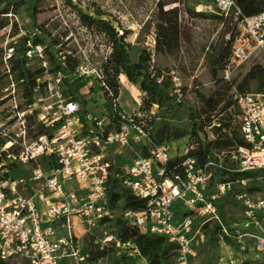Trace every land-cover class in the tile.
I'll return each mask as SVG.
<instances>
[{
  "label": "built area",
  "instance_id": "1",
  "mask_svg": "<svg viewBox=\"0 0 264 264\" xmlns=\"http://www.w3.org/2000/svg\"><path fill=\"white\" fill-rule=\"evenodd\" d=\"M212 1L215 12L234 24L230 51L220 69L221 79L231 81L245 63L264 50V11L246 16L235 0ZM46 48L41 42H27V66L36 61L44 71L31 97L25 96V108L17 97L15 82L13 89L0 97L3 262L21 258L28 264H83L89 244L99 243L95 228L116 212L109 209L111 182L116 180L119 189L143 202L140 209L122 208L125 222L175 245L174 264H199L195 263L197 248L206 238L207 225H219V237L224 243L229 241V251L237 240L244 253H254L248 258L264 264V89L237 91L219 117L197 135L191 133L184 143V138H178L157 144L153 127L140 110L133 114L120 110V97L107 86L103 71L84 61L76 64L73 72L55 70ZM2 54L11 74L15 46L6 47ZM55 58L63 62L66 56ZM71 73L94 77L109 102V117H93L83 108L70 90ZM171 81V92L181 101V78L172 75ZM9 97L10 105L5 101ZM220 135L231 138L229 158L235 159L236 168L224 161V152H216L214 144ZM199 147L208 153L204 164L196 154H190ZM234 171L242 173L235 181L216 179L211 185L215 172L217 177ZM246 172L251 175H244ZM233 193L246 207L241 227L227 224L218 205L219 199ZM77 229L84 230L89 241L86 246ZM113 237H106L99 248L109 247ZM123 244H133L143 257L132 241ZM220 264H236V260L222 258Z\"/></svg>",
  "mask_w": 264,
  "mask_h": 264
},
{
  "label": "rangeland",
  "instance_id": "2",
  "mask_svg": "<svg viewBox=\"0 0 264 264\" xmlns=\"http://www.w3.org/2000/svg\"><path fill=\"white\" fill-rule=\"evenodd\" d=\"M73 2L93 15L97 10L102 11L104 13L102 17L110 20L120 33L122 30L127 31V40L132 45L129 52L133 61L138 60L143 51H147L152 56L151 64L157 72L170 79L172 75L181 78L183 83L181 101L173 96L170 101L148 108L145 104L146 94L141 90L140 84L130 82L124 73L118 77L121 95L119 104L122 111L133 114L140 110L152 125L154 133L163 127H169L172 133L170 139L184 138L182 140L184 143L191 134L190 114L202 107L198 92L206 96L221 93L224 98L217 111L203 116V119L206 116L210 119L205 122V127L214 117H219V112L226 102L233 101L238 91L237 85L249 70L257 64L264 66V50H262L245 63L231 81H221L220 69L224 60L219 61V53L225 48L226 54L229 53L228 41L234 24L230 19L217 18L220 16L215 12L212 0H73ZM161 3L165 4V10L178 9L182 35L179 47L171 53L156 48V27ZM35 6V0H26V4L17 13L0 15V20L7 18L9 21V24L0 30V97L7 95L13 89L12 84L15 82L17 97L22 108H25L27 103L25 85L18 80L16 73L10 74L5 68L2 53L6 47L21 45L25 37H28L32 43L40 37L44 47L49 48V50L46 48L48 55L52 52L62 60L64 56L70 55L77 64L83 61L89 62L103 73V67L111 55L112 48L105 34L83 24L78 12L67 0H41L37 10ZM28 67L32 70L39 68L36 61ZM214 70H216L215 76ZM68 80L79 90L81 100L86 101L85 109L90 115L102 119L109 117L111 112L109 102L94 77L80 78L75 73H71ZM228 82L233 84L229 86ZM257 87V82L252 81L250 91H256ZM5 101L10 105V97ZM176 134L182 136L177 138ZM231 151L232 147L229 145L216 147L217 153H225L224 161L236 168L235 159L229 158ZM136 152L140 153L141 149H137ZM128 153L131 156L135 155L134 151ZM238 177L239 175L234 171L230 174L219 173L216 179L235 181ZM239 188L240 186L237 185V189ZM237 193L240 195L242 191L238 190ZM218 205L227 224L241 227L246 210L243 199L233 193L219 199ZM113 215L112 220L101 223L95 228L94 233L99 243L89 244L87 249L89 256L83 264H144L145 259L134 251V245H124L116 231L114 220L119 218L125 221L122 217V208L116 209ZM77 231L80 242L86 246L89 241L83 236L84 230L77 229ZM108 236H114L113 240L109 247L101 250L99 247ZM209 237L207 233L204 242L198 246L195 263L220 264L222 258L225 261L234 258L236 264H256L248 258L254 253L251 250L248 252L249 255L244 253L241 249L242 243L237 240L232 245V251H229L230 248L226 245L229 241L224 243L221 239L208 250ZM242 240L246 242L245 237ZM246 243L250 247L253 245L251 240H247ZM100 251H105V254L99 255ZM8 264L28 263L21 258H15Z\"/></svg>",
  "mask_w": 264,
  "mask_h": 264
},
{
  "label": "trees",
  "instance_id": "3",
  "mask_svg": "<svg viewBox=\"0 0 264 264\" xmlns=\"http://www.w3.org/2000/svg\"><path fill=\"white\" fill-rule=\"evenodd\" d=\"M237 5L241 8L243 15L252 16L259 14L264 11V0H235ZM41 0H35V10ZM70 6L74 7L78 12L81 21L87 26H92L98 29L100 32L105 34L109 41L111 42L112 53L103 67L104 75L106 79L107 86L113 91L116 97H120V84L118 77L121 74H125L128 80L132 83H139L140 88L146 94L145 104L148 108L153 107L158 104L161 105L164 102L173 99V93L171 92L172 81L170 77L157 72L155 67L151 64L152 56L147 51H143L138 60L133 61L130 57L129 50L131 49V43L128 42V32L122 30L120 33L115 25L108 19L103 18L104 13L100 10L96 11L93 15L85 11L80 6L76 5L73 0H67ZM26 4V0H0V15H5L8 13H17L19 9ZM164 3L160 4L159 11V22L157 23L156 32V48L160 51L173 52L180 45V39L182 35L181 26L178 20V9H164ZM223 20H227L223 16L219 15ZM9 24L7 18L0 20V30ZM29 38H23L21 45L15 46L16 54L12 62V72L16 73L18 80H23L25 85V96L30 98L32 95V88L37 82V78L43 74V69L38 68L32 70L27 66V59L25 57L26 44ZM40 37H37L34 43H38ZM41 42V41H40ZM231 40L228 41V48H230ZM49 50V48L47 47ZM226 48L220 51L219 61H225L228 54H226ZM52 57L55 70H61L68 72L69 70H74L76 66L75 60L71 58L70 55L66 56V59L58 61L50 52ZM223 61V63H224ZM223 65V64H222ZM221 65V67H222ZM156 71V72H154ZM214 76L216 75V70L213 71ZM223 79H221L222 81ZM257 82V90L264 89V66L261 64L254 65L249 72L245 75L243 80L237 85L238 91L240 93H246L250 91L251 82ZM233 83L228 82L231 86ZM70 90L78 98L83 108H85L86 101L81 100L80 92L75 87V84H71ZM107 95V91H105ZM198 96L202 102V107L199 110H195L190 114L191 124H192V135H197L199 131L204 128L205 122L210 121L208 114L218 110L219 106L224 102V98L221 93H215L212 96H206L205 94L198 92ZM233 101L226 102L220 111L226 109ZM121 110V108H120ZM207 115L205 119L203 116ZM235 137L238 138L235 132ZM152 136L154 142L161 144L166 140H170L172 133L169 127H163L154 133L152 131ZM182 134H176L175 137H181ZM224 136V137H223ZM231 138L228 135H220L219 139L215 142V147H226L231 145ZM196 154L198 156V161L200 164L207 162L208 156L207 151L199 147L196 151L190 153ZM214 173L211 179V185L215 182L216 177ZM242 175V173H237ZM246 176H250V172L243 173ZM118 190V191H117ZM211 191V187L208 192ZM110 203L109 209L114 211L119 207L125 209H140L143 206V202L137 197L131 194L127 190L119 189L117 181L113 180L111 182L110 190ZM113 218L105 217L103 223ZM114 225L116 231L122 242L132 241L136 247L139 249L141 255L148 259L149 264H174L175 258L178 254L177 247L175 245L167 243L166 239L161 236L143 234L138 228L129 226L125 221L117 218L114 220ZM209 234V241L207 244L208 250L214 246L215 243L219 241V225H215L212 228L207 225V231ZM99 255H104L105 251H100ZM0 264H8L0 259Z\"/></svg>",
  "mask_w": 264,
  "mask_h": 264
},
{
  "label": "crops",
  "instance_id": "4",
  "mask_svg": "<svg viewBox=\"0 0 264 264\" xmlns=\"http://www.w3.org/2000/svg\"><path fill=\"white\" fill-rule=\"evenodd\" d=\"M121 96V95H120Z\"/></svg>",
  "mask_w": 264,
  "mask_h": 264
}]
</instances>
